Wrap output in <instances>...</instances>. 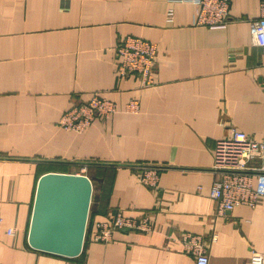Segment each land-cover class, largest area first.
I'll list each match as a JSON object with an SVG mask.
<instances>
[{
	"label": "crops",
	"instance_id": "0c3cea01",
	"mask_svg": "<svg viewBox=\"0 0 264 264\" xmlns=\"http://www.w3.org/2000/svg\"><path fill=\"white\" fill-rule=\"evenodd\" d=\"M262 3L230 0L227 26L208 28L193 0H0V264H197L186 235L203 239L209 264L263 254L264 200L217 216L211 196L217 142L233 129L264 140L263 55L251 36ZM128 36L158 48L151 87L117 72ZM94 95L117 112L83 133L59 125ZM149 169L154 188L140 179ZM78 170L93 184L81 254L33 249L39 178ZM118 211L150 229L96 242L95 223Z\"/></svg>",
	"mask_w": 264,
	"mask_h": 264
},
{
	"label": "built area",
	"instance_id": "2783aa9c",
	"mask_svg": "<svg viewBox=\"0 0 264 264\" xmlns=\"http://www.w3.org/2000/svg\"><path fill=\"white\" fill-rule=\"evenodd\" d=\"M197 6L196 24L208 28H224L229 21L230 0H193ZM261 17L252 22L253 43L259 46L264 66V0ZM117 72L120 77L137 76L143 88L155 84L154 62L157 46L142 38L128 36L117 45ZM139 105L131 100L126 111L136 113ZM117 112L112 101L94 95L87 102L67 111L59 125L68 131L85 132L96 118H109ZM213 169L220 178L211 188V196L217 201V216H224L240 205L255 208L264 200V140H256L244 132L233 129L230 137L220 140L214 150ZM84 175V174H82ZM157 174L153 169L143 172V183L156 187ZM256 182V184H255ZM94 240L108 243L119 229L149 230L147 221L138 224L136 220L118 211L113 220L97 221ZM9 234L13 231L9 230ZM185 249L197 258V264H209L208 249L200 236L186 235ZM250 264H264V253L253 252Z\"/></svg>",
	"mask_w": 264,
	"mask_h": 264
},
{
	"label": "water",
	"instance_id": "95a60500",
	"mask_svg": "<svg viewBox=\"0 0 264 264\" xmlns=\"http://www.w3.org/2000/svg\"><path fill=\"white\" fill-rule=\"evenodd\" d=\"M93 184L86 175L47 173L38 180L28 231L29 245L64 257L81 254Z\"/></svg>",
	"mask_w": 264,
	"mask_h": 264
},
{
	"label": "rangeland",
	"instance_id": "374dc122",
	"mask_svg": "<svg viewBox=\"0 0 264 264\" xmlns=\"http://www.w3.org/2000/svg\"><path fill=\"white\" fill-rule=\"evenodd\" d=\"M91 127V126H90ZM77 172V174H83V172H81V171H75V172H73V173H76ZM85 173H87V172H85ZM90 174H91V172H90ZM140 179H141V181L143 182V172L140 174Z\"/></svg>",
	"mask_w": 264,
	"mask_h": 264
}]
</instances>
